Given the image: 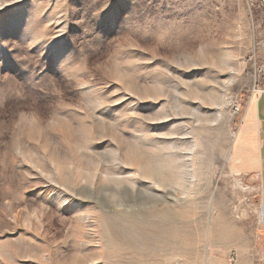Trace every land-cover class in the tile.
<instances>
[{"label": "rangeland", "instance_id": "rangeland-1", "mask_svg": "<svg viewBox=\"0 0 264 264\" xmlns=\"http://www.w3.org/2000/svg\"><path fill=\"white\" fill-rule=\"evenodd\" d=\"M263 58L262 0L0 10V264L264 258L230 162Z\"/></svg>", "mask_w": 264, "mask_h": 264}, {"label": "crops", "instance_id": "crops-1", "mask_svg": "<svg viewBox=\"0 0 264 264\" xmlns=\"http://www.w3.org/2000/svg\"><path fill=\"white\" fill-rule=\"evenodd\" d=\"M230 162L232 171L247 175L253 181L258 180L264 206V91L255 95L245 109L232 146ZM258 223L263 231L261 233L259 230L258 239L264 240V223ZM252 257L250 264H260L257 261L264 259L263 252L258 250L253 252Z\"/></svg>", "mask_w": 264, "mask_h": 264}, {"label": "built area", "instance_id": "built-area-1", "mask_svg": "<svg viewBox=\"0 0 264 264\" xmlns=\"http://www.w3.org/2000/svg\"><path fill=\"white\" fill-rule=\"evenodd\" d=\"M263 3V2H262ZM264 4V3H263ZM254 90L253 93L255 95H259L264 91L263 82H264V58L263 61L256 65L255 71H254ZM238 261V255L236 253H233L230 257V263L235 264Z\"/></svg>", "mask_w": 264, "mask_h": 264}, {"label": "snow or ice", "instance_id": "snow-or-ice-1", "mask_svg": "<svg viewBox=\"0 0 264 264\" xmlns=\"http://www.w3.org/2000/svg\"><path fill=\"white\" fill-rule=\"evenodd\" d=\"M16 2H17V0H4V2L0 3V10L9 6L11 3H16ZM2 80H3V77H0V81H2Z\"/></svg>", "mask_w": 264, "mask_h": 264}, {"label": "bare ground", "instance_id": "bare-ground-1", "mask_svg": "<svg viewBox=\"0 0 264 264\" xmlns=\"http://www.w3.org/2000/svg\"><path fill=\"white\" fill-rule=\"evenodd\" d=\"M262 2L264 3L263 0H262ZM259 220L261 223H264V206H263V204H261V206L259 208Z\"/></svg>", "mask_w": 264, "mask_h": 264}]
</instances>
